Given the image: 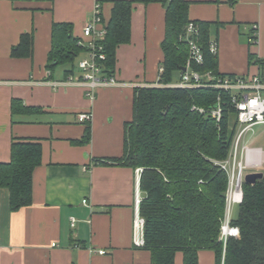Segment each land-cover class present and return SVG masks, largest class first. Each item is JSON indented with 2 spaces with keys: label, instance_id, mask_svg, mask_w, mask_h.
Returning a JSON list of instances; mask_svg holds the SVG:
<instances>
[{
  "label": "crops",
  "instance_id": "0c3cea01",
  "mask_svg": "<svg viewBox=\"0 0 264 264\" xmlns=\"http://www.w3.org/2000/svg\"><path fill=\"white\" fill-rule=\"evenodd\" d=\"M97 1L0 0V162L10 161L14 137L39 139L43 149L33 174L31 205L13 211L9 190L0 187V264H150L152 260L151 251L133 240L136 200L144 194L138 167L94 160L124 153L134 88L158 82L166 8L159 2L134 3L131 41L120 44L116 53L119 83L100 87L90 98L84 86L51 83L79 76L80 67L67 74L71 64L50 69L48 62L54 22L72 23L74 35L87 39L84 27L93 19ZM188 1L190 19L210 24L218 71L224 76L264 78V0ZM101 2L106 23L113 3ZM255 25L257 42H252ZM26 32L34 33L32 57H13L12 47ZM251 54L262 65L252 62ZM13 98L40 109L13 113ZM83 112L92 113L91 137L77 144L74 141L82 139L87 127L78 120ZM241 144L247 147L240 153L249 165L245 174L264 173V123L248 130ZM100 249L106 252L99 253ZM183 260L178 251L175 264ZM199 264H217L215 251L201 249Z\"/></svg>",
  "mask_w": 264,
  "mask_h": 264
},
{
  "label": "trees",
  "instance_id": "16d2710c",
  "mask_svg": "<svg viewBox=\"0 0 264 264\" xmlns=\"http://www.w3.org/2000/svg\"><path fill=\"white\" fill-rule=\"evenodd\" d=\"M113 3L112 15L106 22L107 33L100 40L106 58L104 71L115 75L117 48L131 41L132 10L135 2H159L166 8V31L162 42L164 59L158 82L173 83L182 74L189 57L187 26H198L195 39L204 60L192 63L201 73L218 71L217 54L210 47V24L189 17L188 0H104ZM105 21V20H104ZM192 37V36H191ZM74 35L70 22H54L48 68L71 64L88 51ZM34 33L26 32L12 47L13 57H32ZM252 62L262 60L251 54ZM221 106L218 120L211 110ZM204 108L205 111L193 108ZM40 108L13 98L12 112H37ZM236 108L231 92L209 87H171L138 85L134 88L133 117L125 124L124 153L121 156L95 159L96 164H121L141 167L140 188L143 197L140 214L145 219V248L152 254L150 264H175L178 251L183 264H199V251L212 249L217 264H264V176L255 184L243 183V200L231 224L239 227V236H230L226 245L221 240L227 212L229 177L220 162L230 154L237 133ZM77 144L91 137L90 121ZM39 139L14 137L11 159L0 162V187L9 190L10 208L15 211L33 201V174L42 162Z\"/></svg>",
  "mask_w": 264,
  "mask_h": 264
},
{
  "label": "built area",
  "instance_id": "2783aa9c",
  "mask_svg": "<svg viewBox=\"0 0 264 264\" xmlns=\"http://www.w3.org/2000/svg\"><path fill=\"white\" fill-rule=\"evenodd\" d=\"M257 29L254 26L251 41L257 42ZM198 31V26L194 22H190L187 26L186 38L189 42V57L185 64L186 70L182 71L181 78L177 82L169 84H160L156 82V86H171V87H201L209 86L219 89H224L231 92V102L236 108L237 119V133L234 138L232 148L228 158L220 162L223 169L226 170L229 177V187L227 191V212L222 225L221 240L226 245L230 236H239L240 229L231 224L230 208L234 203H240L243 200V183L245 182V170L249 166L242 159L240 153L246 150V146H242L241 142L244 135L255 124L264 123V78L257 74L250 77L242 75L220 76L214 75L212 72L201 73L191 68L192 63H202L204 60L203 52L195 39V34ZM107 33L106 23L102 15V2L98 0L94 7V16L84 27V38H81L79 43L88 48L85 56L80 60L79 67L81 74L79 76L70 75L62 82L53 81V85L59 84H76L85 87L86 94L90 98H94L97 90L100 87H107L117 85L119 82L115 75H109L104 71L101 60L106 58L105 53L102 52L103 46L100 43ZM192 36V37H191ZM211 51L216 53V45L210 43ZM163 68L160 67V71ZM146 86L150 84H144ZM204 112L205 109L193 106ZM213 116L218 120L221 117V106L218 102L217 107L211 110ZM92 113H80L78 120L80 122H89ZM141 167L137 168V173L140 175ZM142 198L138 197L136 200V213L134 217V244L138 247L145 246L144 226L145 219L140 214V202ZM87 202V200H84ZM75 218L72 223L74 224ZM99 253H105L106 250L100 249ZM224 264V260H223Z\"/></svg>",
  "mask_w": 264,
  "mask_h": 264
},
{
  "label": "water",
  "instance_id": "95a60500",
  "mask_svg": "<svg viewBox=\"0 0 264 264\" xmlns=\"http://www.w3.org/2000/svg\"><path fill=\"white\" fill-rule=\"evenodd\" d=\"M183 71L186 70V67L182 69ZM264 176V173L262 171H257V172H249L245 174V182L255 184L258 179L262 178Z\"/></svg>",
  "mask_w": 264,
  "mask_h": 264
},
{
  "label": "rangeland",
  "instance_id": "374dc122",
  "mask_svg": "<svg viewBox=\"0 0 264 264\" xmlns=\"http://www.w3.org/2000/svg\"><path fill=\"white\" fill-rule=\"evenodd\" d=\"M85 56V54L83 55V57ZM82 55L81 56H78L76 59H75V67H79V62L80 60L83 58ZM178 77V78H177ZM180 77H179V73L176 74V77H175V80H179ZM238 210H239V206L238 205H231V208H230V214H231V217H236L237 214H238ZM226 217V215H225Z\"/></svg>",
  "mask_w": 264,
  "mask_h": 264
}]
</instances>
